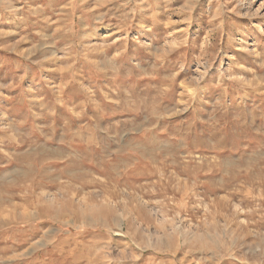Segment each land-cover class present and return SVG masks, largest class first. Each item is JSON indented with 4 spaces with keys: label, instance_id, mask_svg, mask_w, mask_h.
Returning a JSON list of instances; mask_svg holds the SVG:
<instances>
[{
    "label": "rangeland",
    "instance_id": "rangeland-1",
    "mask_svg": "<svg viewBox=\"0 0 264 264\" xmlns=\"http://www.w3.org/2000/svg\"><path fill=\"white\" fill-rule=\"evenodd\" d=\"M263 71L264 0H0V264H264Z\"/></svg>",
    "mask_w": 264,
    "mask_h": 264
},
{
    "label": "bare ground",
    "instance_id": "bare-ground-1",
    "mask_svg": "<svg viewBox=\"0 0 264 264\" xmlns=\"http://www.w3.org/2000/svg\"><path fill=\"white\" fill-rule=\"evenodd\" d=\"M105 61H107V60H105ZM108 62V61H107ZM104 72V71H103ZM264 72V71H263ZM105 73V72H104ZM259 78V77H258ZM263 79V78H262ZM261 81V80H260ZM246 83H249V82H246ZM257 83V82H256ZM259 83V82H258ZM262 83V82H261ZM138 98V97H137ZM144 98V97H143ZM128 105V104H127ZM147 107V106H146ZM144 111V110H143ZM258 112V111H257ZM256 112V113H257ZM52 116V115H51ZM260 116V115H259ZM257 119V118H256ZM241 123V122H240ZM248 123V122H247ZM239 124V123H238ZM249 124V123H248ZM256 124V123H255ZM251 125V124H250ZM241 127H243V126H241ZM248 127V126H247ZM255 127H256V125H255ZM262 127V126H261ZM213 128V127H212ZM234 128V127H233ZM254 128V127H253ZM233 130V129H232ZM233 132V131H232ZM234 133V132H233ZM215 134V133H214ZM231 134V133H230ZM105 135V134H104ZM210 135H211V133H210ZM212 135H213V133H212ZM221 136V135H220ZM236 136V135H235ZM56 137H58V136H56ZM215 137H217V136H215ZM62 138V137H61ZM218 138V137H217ZM58 139V138H57ZM63 139V138H62ZM219 139V138H218ZM220 140V139H219ZM219 140H218V143H219ZM215 141V140H214ZM150 142V141H149ZM81 144H82V142H81ZM221 145V144H220ZM241 145V144H240ZM219 146V145H218ZM222 146H223V142H222ZM222 146H219V147H222ZM240 147V146H239ZM48 148V147H47ZM58 148V147H57ZM70 148V147H69ZM50 150V149H49ZM64 150V149H63ZM43 152V151H42ZM45 153V152H44ZM43 153V154H44ZM48 153V152H47ZM53 153H54V150H53ZM48 154H50V153H48ZM262 154H263V152H262ZM45 155V154H44ZM42 156V155H41ZM263 156V155H262ZM25 157V156H24ZM46 157V156H45ZM76 157V156H75ZM71 158V157H70ZM75 159H77V158H72V160H75ZM13 160H15V158L13 159ZM27 160V159H26ZM59 160V159H58ZM122 160V159H121ZM153 160V159H152ZM71 161V160H70ZM67 162H68V160H67ZM27 163V162H26ZM25 163V164H26ZM69 163V162H68ZM72 163V162H71ZM124 163V162H123ZM29 164V163H28ZM256 165V164H255ZM233 166V165H232ZM258 167V166H257ZM44 172V171H43ZM1 175V174H0ZM19 175V174H18ZM21 175V174H20ZM248 175V174H247ZM28 176V175H27ZM18 177V176H17ZM16 177V178H17ZM256 177V176H255ZM0 179H1V177H0ZM22 179H24V178H22ZM251 179H253V178H251ZM256 179V178H255ZM264 179V178H263ZM17 180V179H16ZM11 181V180H10ZM253 181V180H252ZM13 184H15V183H13ZM10 185V184H9ZM258 188V187H257ZM260 188V187H259ZM1 189V188H0ZM3 193V192H2ZM260 193V192H259ZM261 195V194H260ZM2 202V201H1ZM3 222V221H2ZM37 244V243H36ZM264 250V249H263ZM264 252V251H263Z\"/></svg>",
    "mask_w": 264,
    "mask_h": 264
}]
</instances>
